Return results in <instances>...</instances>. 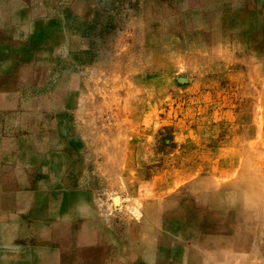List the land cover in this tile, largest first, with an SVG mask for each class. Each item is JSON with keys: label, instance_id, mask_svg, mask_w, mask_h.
<instances>
[{"label": "rangeland", "instance_id": "374dc122", "mask_svg": "<svg viewBox=\"0 0 264 264\" xmlns=\"http://www.w3.org/2000/svg\"><path fill=\"white\" fill-rule=\"evenodd\" d=\"M260 2L0 0V264H264Z\"/></svg>", "mask_w": 264, "mask_h": 264}, {"label": "crops", "instance_id": "0c3cea01", "mask_svg": "<svg viewBox=\"0 0 264 264\" xmlns=\"http://www.w3.org/2000/svg\"><path fill=\"white\" fill-rule=\"evenodd\" d=\"M242 1H244V0H242ZM255 7H257V9L264 10V0H261V2H260L259 4H257ZM255 7H253V9H254ZM247 8H248V7H247ZM259 25H263V27H264V19H263V21H261V22L259 23ZM258 49H259L260 52H261V51L264 52V42H261V43L259 44Z\"/></svg>", "mask_w": 264, "mask_h": 264}, {"label": "bare ground", "instance_id": "6f19581e", "mask_svg": "<svg viewBox=\"0 0 264 264\" xmlns=\"http://www.w3.org/2000/svg\"><path fill=\"white\" fill-rule=\"evenodd\" d=\"M116 204H118V202Z\"/></svg>", "mask_w": 264, "mask_h": 264}]
</instances>
